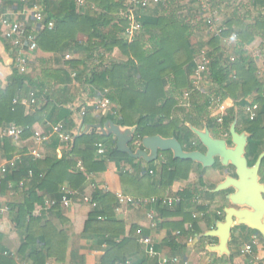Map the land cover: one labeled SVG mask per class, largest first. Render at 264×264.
I'll return each mask as SVG.
<instances>
[{
	"label": "trees",
	"instance_id": "1",
	"mask_svg": "<svg viewBox=\"0 0 264 264\" xmlns=\"http://www.w3.org/2000/svg\"><path fill=\"white\" fill-rule=\"evenodd\" d=\"M26 1L31 8L36 5L44 8V28L36 35L38 50L54 54L78 53L82 50L92 53L88 60L72 59L66 65L77 70L76 79L84 82L90 89L91 97H107L119 115L93 119L90 114L93 106H89L85 123L103 124L107 120H113L122 126L135 127V138L131 144L134 150L138 148L135 143L142 141L144 137L161 135L166 138L176 137L186 151H203L202 144L187 124L202 127L206 123L209 129L214 131L215 137L230 138V125L235 118L237 107V130L251 134L247 147L249 165L253 166L264 151V82L259 78L255 61L240 47L250 44L255 37H251L246 31H243V34L238 33L240 43L239 47L237 45V58L234 62L221 54L222 37L232 33L234 22H228L227 30H224L221 36H211L206 44L211 62L203 81L210 85L208 88L197 90L193 87L191 77L201 48L191 42L194 28L180 21L176 14L165 15L161 0L147 8L135 9V17L141 23V31L133 42H129L124 36L129 26V20L122 14L128 10L125 0H87L86 5L81 8L77 6L76 0ZM18 3V0H1L0 10L3 13L16 12ZM50 22L55 23L53 28H49ZM260 29L258 25L256 30ZM26 31L27 34L32 33L28 27ZM83 35L87 37L85 43L80 41V36ZM148 36L151 48L146 49L144 39ZM7 47L9 48L8 45ZM98 48H103L106 53L118 49L126 60L104 64L103 58L94 57ZM61 76H65L62 71H43V80L58 81ZM62 81L68 83L69 76L66 74V79ZM43 84H36L30 74H23L17 68L9 85L5 89L0 88V127L8 120L20 127L23 130L21 143L33 136V127L37 123L45 124L48 120L55 123L61 120L67 131H71L74 126L71 111L57 105L67 101L62 102L55 98L52 100L51 94L47 92L48 81ZM186 91L191 92V95L185 103ZM69 92L68 87L63 93ZM31 93H35L45 105L29 116L25 114L24 107H14L13 101L18 96L29 97ZM250 97H254V103L259 105L258 116L254 121H250L245 114ZM216 98L234 101V106L229 109L221 124L217 122V117H212L215 106L213 100ZM99 143L105 148V154L102 156L98 154ZM70 144L57 138L46 143L52 153L57 149L63 151L61 159H36L30 155L26 146H15L9 139L3 146L4 157L21 155V163L11 170L1 186L8 187L13 184L23 195L22 201L9 203V208L13 213L16 229L24 235L17 256L31 264H46L48 260L67 264L70 240L66 228H60L53 221L35 214L37 206L43 205L45 199H60L63 186L67 185L82 194L90 177L105 172L109 163L113 162L119 168L124 195L165 199L172 196L171 189L175 183L188 181L199 166L192 161L176 160L171 152H161L158 159L152 163L135 160L117 150V140L113 136L85 135L77 139L71 151ZM79 163L82 164V169ZM124 163L131 164L133 170L138 173L135 175L134 172L126 170L122 166ZM213 168L225 170L220 163ZM260 175L264 183V160ZM213 188V185L205 182L203 172H200L195 183L178 193L180 202L173 208L168 209L160 205L162 216L168 219L162 226L174 232L179 230L180 236L201 235L204 232L202 223L208 230L214 228L217 221L224 219V209L218 206L219 212L211 211L214 204L218 205V196L209 191ZM199 189H203L207 213L195 219L191 217V210L196 207L193 197ZM116 201L115 194L96 190L90 204L92 213L85 226V234L94 235L105 243L118 247L113 264L126 263L136 255L139 247L133 236L137 228L133 227L130 235L126 237V224L116 218ZM93 203L96 206H93ZM52 210L56 211L61 222H67L60 205ZM187 222H191L192 229L185 232L184 226ZM238 229L246 232L242 235V240L235 237ZM250 233L258 234L245 226L235 227L231 248H239L248 241ZM258 235L263 240L261 235ZM176 239L170 236L169 241L175 242ZM236 254H233L229 263L232 264ZM144 261L146 260L136 258L131 264H144ZM0 264L17 263L12 258L0 255Z\"/></svg>",
	"mask_w": 264,
	"mask_h": 264
},
{
	"label": "crops",
	"instance_id": "2",
	"mask_svg": "<svg viewBox=\"0 0 264 264\" xmlns=\"http://www.w3.org/2000/svg\"><path fill=\"white\" fill-rule=\"evenodd\" d=\"M163 3V12L165 15L176 14L180 21L184 23H188L192 25L194 28L193 35L191 37V42L196 47L201 48L202 50L209 51L207 47V43L212 36L208 31V27L206 22L201 16L200 9L194 2V0H161ZM18 11H8L6 13L1 12L0 17H7L12 20H18L24 24L25 27H28L32 34L37 35L40 32L39 25L33 17L32 8L27 5L26 0H18ZM126 7L129 6V0H125ZM210 9L215 14L218 23L224 30H227V23L232 21L234 22L232 33L227 37H222L221 42V54L224 57L229 58L231 62H234L237 58L236 49L239 47V34H243V31H246L251 37H255L250 44H245L244 46L240 45L241 49L244 53L252 58L257 67V73L262 82H264V0H209ZM1 7V0H0ZM43 8V7H42ZM44 10V8H43ZM124 12H122L123 14ZM260 26V30H256L257 26ZM258 31V32H257ZM236 34L237 38L234 39L233 35ZM121 38H124L123 35H120ZM145 48H151V40H149V36L144 39ZM80 41L85 43L87 41L86 36H80ZM9 46V48L7 47ZM238 45V47H237ZM67 55H71L72 59L79 60H88L92 53L87 50H82L78 53L65 52L61 54L54 53H45L40 49L30 54V64L28 74H30L31 79L40 86L45 85L48 81L47 89L48 94H51L52 100L60 99L63 101H67L65 104H57L59 107H64L76 102V99L85 92L88 95L87 107L94 106L95 102L99 99L91 97L90 89L85 86L84 82H81L76 79L77 70L73 69L71 66L66 65L69 61L66 59ZM18 57V52L15 48L12 47V44L7 41L0 30V88L5 89L10 82L11 77L14 74V71L17 70L16 61ZM94 57L96 59L103 58L104 64H112L116 61H123L126 58L121 54L118 49H114L113 52H105L103 48H98L96 50ZM94 57L92 59L95 61ZM93 61V62H94ZM95 63V62H94ZM93 63V64H94ZM57 70L65 73V76H61L60 80H43V71L44 70ZM66 74L69 76L68 83L62 81L66 79ZM42 83V84H41ZM209 83L206 81H202L200 84V89L204 88ZM70 88L69 93H63L65 88ZM167 91L169 90V86L167 87ZM31 95V94H30ZM15 99H30L29 97H16ZM14 99V101H15ZM13 106H21L24 107L26 115H33L36 113L40 107H43L44 102L42 99L37 98V106L35 107H26L24 105L18 104ZM229 106H234V101L231 99L227 100ZM248 101L254 102V97L248 98ZM188 102L185 100V103ZM184 103V104H185ZM184 106V105H183ZM65 108V107H64ZM67 109V108H65ZM69 110V109H68ZM72 113V112H71ZM91 117L96 119L99 117L94 108L90 112ZM12 117V115H11ZM11 117L9 119H11ZM73 119V113H72ZM212 117H217L215 112L212 113ZM74 122V120H73ZM13 123L12 121H7L3 126L0 127V145L2 148L5 145L6 140L13 141L11 138L5 135V129ZM58 123H63L61 120H57V122L52 123L51 121H47L45 124L37 123L33 127V132L38 129L46 130L50 126L56 125ZM64 124V123H63ZM89 124V123H88ZM93 124V123H91ZM95 124V123H94ZM75 126V124H74ZM73 126V128H74ZM202 127H197L202 129ZM72 128V129H73ZM67 129V128H66ZM68 132L72 136V130H68ZM211 132L214 131L211 129ZM214 135V133H213ZM56 139V138H55ZM72 139V138H71ZM71 143V141H70ZM28 148V151L31 154L32 150H38L42 155L41 159L44 157H57L61 159L64 155L61 149H57L55 153H52L51 150L46 146V144H38L33 139V136L28 140H23L21 143ZM71 145V144H70ZM15 146H17L15 144ZM20 146V145H19ZM20 146V147H21ZM20 158L21 155L18 154L12 158L4 157V153L0 155V159L10 160L13 158ZM34 157V156H33ZM35 158V157H34ZM37 159V158H36ZM126 170L130 172H134L136 175L138 171L133 170V166L131 164H123L122 165ZM117 165L113 162H110L105 172L92 175L88 181V184L85 186V189L82 194H87L90 197L93 196L96 190H101L107 193L115 194L116 197L118 194L123 193L120 173L116 170ZM219 171L215 168L203 169L200 165L196 168V170L191 174L190 179L186 182H177L171 189L172 196H178V193L183 192V190L187 187H190L193 183H195L198 179L199 173L203 172V177L205 182H208V173L210 171ZM224 172V173H222ZM221 173L223 174L220 179L217 180L216 183H209L215 186L224 179L227 175L225 170ZM212 174V173H211ZM5 176L0 181V255H4L3 250L8 249L9 252L14 256L12 259L16 261L17 264H31L29 261H25L23 259H19L17 256V251L21 247L24 241L23 233L19 232L16 229V225L13 221V213L9 208V203H14L15 201H22L23 195L21 190L18 191L15 189L13 184H9V186H1L4 181H6ZM214 179V178H213ZM5 187V188H4ZM4 188V191H3ZM213 188V189H214ZM203 189H199L195 196L193 197V201L202 199L206 204L207 201L204 198V194L202 192ZM212 190V189H210ZM209 190V191H210ZM62 208V207H61ZM37 209V208H36ZM151 211L156 212V219L154 221L148 218V214ZM197 207H194L191 210V217L197 212ZM213 212L218 211V205H213L211 208ZM36 212V211H35ZM65 220L67 222L63 223L59 219L56 211L51 210L44 216H42L45 220L53 221L58 227L66 228L68 236H69V250L67 257V264H113L116 259V252L118 247L109 245L105 243L102 239L97 238L94 235L85 234V226L88 221L90 214L92 213V207L90 204L82 203L80 201L79 196L75 198V201L71 208L66 209L62 208L61 210ZM114 212L116 218L120 221H123L126 224V237L130 235V231L133 227L138 230H142L143 234L150 237L160 253L158 257H150L147 255L145 247L140 243L139 237L134 233V238L137 241L139 247L137 248L136 255L132 259H128L126 263H117V264H131L134 259H143L144 264H161V257H180L186 259L190 262V264H231L228 261L229 258L223 257L220 258L216 254H213L208 251L209 246H214L218 244V239L216 238H207L202 237L204 233L209 231L206 229L204 223L201 224L204 232L198 236L191 235H177L178 231H171L162 226V223L168 221L166 217L162 216L161 206H157L154 204H148L143 206H132L127 204H120L118 199L114 204ZM36 214V213H35ZM37 215V214H36ZM177 220V219H175ZM181 220V218H178ZM191 222H187L184 226L185 232L190 230ZM215 228V227H214ZM212 228V229H214ZM211 229V230H212ZM252 233H250L251 236ZM177 235V236H176ZM170 236H173L176 239L175 242L169 241ZM180 236V237H178ZM193 238V242L190 243L189 239ZM242 240V238H240ZM105 240V239H104ZM168 242H171L169 244ZM245 243V242H244ZM243 243V244H244ZM243 244L237 248H231L232 257L234 253H237L234 257L232 264H249L251 257L243 256L241 254V248ZM6 257V255H4ZM256 256L258 258L264 259V243L262 246L256 251ZM8 257V256H7ZM231 257V258H232ZM10 258V257H9ZM82 261V262H81ZM59 264L56 261L48 260L46 264ZM259 264V263H257Z\"/></svg>",
	"mask_w": 264,
	"mask_h": 264
},
{
	"label": "water",
	"instance_id": "3",
	"mask_svg": "<svg viewBox=\"0 0 264 264\" xmlns=\"http://www.w3.org/2000/svg\"><path fill=\"white\" fill-rule=\"evenodd\" d=\"M87 102L88 95L83 92L76 102L64 106L73 113L75 124L71 132L70 151L74 148L77 139L85 135L97 134L102 137L113 136L117 140L119 152L146 163L155 162L161 152H171L174 159L192 161L203 169L213 168L217 163L225 169L234 168V177L227 173L224 179L210 190L220 197L232 191L225 196L229 205L224 208V219L217 221L215 228L204 233L202 237L218 239V244L209 246L208 251L220 258L229 259L232 257L230 244L235 227L245 226L260 234L264 240V183L260 175L264 151L255 164L250 166L247 147L251 134L237 130L239 121L237 107L229 130L231 144L226 139L215 137L206 123L202 129L187 124L202 144L203 151H186L176 137L166 138L161 135L144 137L141 146L134 150L131 144L135 138V127L122 126L113 120H107L103 124L85 123Z\"/></svg>",
	"mask_w": 264,
	"mask_h": 264
},
{
	"label": "built area",
	"instance_id": "4",
	"mask_svg": "<svg viewBox=\"0 0 264 264\" xmlns=\"http://www.w3.org/2000/svg\"><path fill=\"white\" fill-rule=\"evenodd\" d=\"M160 0H129V6L127 7L128 10L124 12V16L129 20V26L126 28V31L124 33L125 38L129 42H133L136 37L138 36L139 32L141 31V23L137 21L135 17V9L138 8H147L153 4L159 3ZM198 8L200 9L201 16L206 22V25L208 27V31L212 36H221V34L224 31V28L220 26L218 23V20L213 13V11L210 9L209 6V0H194ZM77 6L79 8L86 5L87 0H76ZM33 11V17L36 20V22L39 25V29L44 28V22H45V14L42 6H34L32 8ZM49 28H53L55 26L54 22L49 23ZM0 30L2 32L3 37L9 41L12 44V47L16 49L18 52V57L16 61V66L18 70L23 73L27 74L29 70V64H30V54L38 50V45L36 41V35L35 34H27L26 27L23 23H21L18 20H12L7 17H0ZM233 38L236 39L237 35L234 34ZM67 60H72L71 55L66 56ZM210 58L208 56L207 50H202L198 56L197 59V65L194 70V73L191 77V81L193 84V87L195 89H200V84L203 81L204 74L208 71L209 65H210ZM191 92L186 91L184 93V98L186 100L190 99ZM227 100H221V98H216L213 100L214 103V112L217 114V122L219 124L223 123L224 117L227 115L229 109L232 106H229V103H227ZM24 105L26 107H35L37 106V96L35 93H31L30 99H15L14 105ZM189 106V105H187ZM94 111L96 114L101 117H108V116H118L119 113L115 109V106L112 104V102L105 96L99 98L94 106ZM259 112V105L255 104L254 102L248 101L247 106L245 107V113L250 121H254ZM5 135L11 138L16 145H20L22 141V135L23 130L16 126L14 123H11L6 129H5ZM57 138L63 143H68L71 141V134L67 131L65 125L63 123H58L56 125L50 126L46 130L38 129L33 132V139L38 144H46L50 142L52 139ZM142 141L136 142L135 145L138 147L141 146ZM98 148V154L100 156L105 154V148L102 144H97ZM3 152V148L0 145V155ZM32 156H34L37 159H40L42 155L38 150H32L31 151ZM19 163H21L20 158H13L10 160H3L0 159V181L7 176L12 169L18 167ZM79 167L82 169V164L79 163ZM116 170L119 172V168L116 167ZM153 173V172H151ZM30 175H32V172H30ZM61 197L60 199H45L44 204L37 206L36 214L39 217L44 216L48 212H50L55 206L60 205L62 208L69 209L72 207L75 198L79 196L80 201L82 203L91 204L92 203V197H90L87 194H79L78 192L73 191L69 186L65 185L61 189ZM118 202L120 204H127L132 206H143L148 204H154V205H162L168 209L173 208L177 203L180 202V197L178 196H169L165 199L160 198H134L132 196H126L123 193H120L117 195ZM196 207L197 212L194 214L193 218H201L206 215L207 208L206 203L200 199L196 200ZM93 206H96L95 203H93ZM156 212L151 211L148 214V218L152 221L156 219ZM192 229V225L189 227ZM136 235L139 237L140 243L145 247L146 253L150 257H158L160 256L159 251L157 250L154 241L143 234L142 230H138L136 232ZM177 235H181V232H177ZM193 238L189 239V242H193ZM263 240L260 238V236L256 233L251 234L249 237V240L246 241L242 248H241V254L243 256L251 257L249 264H264V259H260L256 256V251L262 246ZM4 255L13 258L14 256L9 252L8 249L3 250ZM50 264V263H48ZM161 264H190V262L186 259L180 258V257H161Z\"/></svg>",
	"mask_w": 264,
	"mask_h": 264
},
{
	"label": "rangeland",
	"instance_id": "5",
	"mask_svg": "<svg viewBox=\"0 0 264 264\" xmlns=\"http://www.w3.org/2000/svg\"><path fill=\"white\" fill-rule=\"evenodd\" d=\"M205 88H208V85L205 87ZM233 107V106H232ZM246 114V113H245ZM221 171V170H220ZM222 172V171H221ZM219 172V171H210L209 173H208V182L209 183H216L217 182V180L218 179H220L219 177H217V176H222L223 174L222 173H224V172ZM212 173V174H211ZM214 178V179H213ZM214 186V185H213ZM232 190H230V192H231ZM229 192V191H228ZM216 204H218V206L219 207H221V208H225L226 206H228L229 205V203H228V201L227 200H225V197L223 196V197H220V196H218L217 198H216ZM215 205V204H214ZM246 234V232H243V230H236V232H235V237L237 238V239H239V240H241L240 238H242V235L244 236ZM246 242V241H245ZM264 243V242H263Z\"/></svg>",
	"mask_w": 264,
	"mask_h": 264
},
{
	"label": "flooded vegetation",
	"instance_id": "6",
	"mask_svg": "<svg viewBox=\"0 0 264 264\" xmlns=\"http://www.w3.org/2000/svg\"><path fill=\"white\" fill-rule=\"evenodd\" d=\"M217 138H221V137H217ZM223 139H225V138H223ZM226 140H228L229 144H231V138H226ZM225 172L228 173L229 175L233 176V177L235 176V169H234V168H228V169H225ZM228 193H230V191L227 192V193H224V197H225ZM263 242H264V240H263Z\"/></svg>",
	"mask_w": 264,
	"mask_h": 264
}]
</instances>
